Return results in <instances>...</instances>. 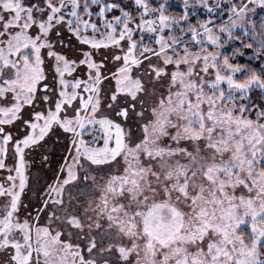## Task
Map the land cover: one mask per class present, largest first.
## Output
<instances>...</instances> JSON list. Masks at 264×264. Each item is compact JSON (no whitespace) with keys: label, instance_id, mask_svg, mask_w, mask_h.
<instances>
[{"label":"snow or ice","instance_id":"snow-or-ice-1","mask_svg":"<svg viewBox=\"0 0 264 264\" xmlns=\"http://www.w3.org/2000/svg\"><path fill=\"white\" fill-rule=\"evenodd\" d=\"M0 264H264V0H0Z\"/></svg>","mask_w":264,"mask_h":264}]
</instances>
